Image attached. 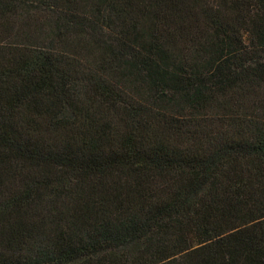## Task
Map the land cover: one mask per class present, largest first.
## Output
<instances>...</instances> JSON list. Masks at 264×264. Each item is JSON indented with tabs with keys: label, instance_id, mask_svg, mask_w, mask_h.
Segmentation results:
<instances>
[{
	"label": "trees",
	"instance_id": "16d2710c",
	"mask_svg": "<svg viewBox=\"0 0 264 264\" xmlns=\"http://www.w3.org/2000/svg\"><path fill=\"white\" fill-rule=\"evenodd\" d=\"M0 264H264V0H0Z\"/></svg>",
	"mask_w": 264,
	"mask_h": 264
}]
</instances>
